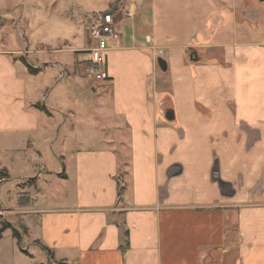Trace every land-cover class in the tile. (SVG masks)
<instances>
[{
    "label": "crops",
    "instance_id": "0c3cea01",
    "mask_svg": "<svg viewBox=\"0 0 264 264\" xmlns=\"http://www.w3.org/2000/svg\"><path fill=\"white\" fill-rule=\"evenodd\" d=\"M138 1L108 9L106 81L83 83L87 27L58 51L76 69L45 77L87 94L47 81L60 112L37 98L53 50L24 57L0 17V264H264V4Z\"/></svg>",
    "mask_w": 264,
    "mask_h": 264
},
{
    "label": "rangeland",
    "instance_id": "374dc122",
    "mask_svg": "<svg viewBox=\"0 0 264 264\" xmlns=\"http://www.w3.org/2000/svg\"><path fill=\"white\" fill-rule=\"evenodd\" d=\"M114 1L115 0H0V17L2 19H7L10 25L8 28L9 32H6L10 35V39L12 40L11 43L24 52V57L25 49H27L26 54H29L31 50L37 47L39 50H44L45 53L53 50L50 55L43 54L37 57L38 61H40L39 63H48L44 64L43 68L36 74L40 81L42 80V83H44V87H42L41 93L37 94V98L38 101L42 99L43 103L46 102L47 104L45 103V106L50 108L53 107L52 109L59 111L60 100L59 95H57L59 90L56 88L51 90V86H48V83H46L47 81L56 84L57 88H63L64 91L69 93L68 98L73 101H81L87 98L86 91L76 89L77 84L73 86L74 84H72L70 76L69 78L68 75H66L64 79L59 80L57 75L53 74L52 77H45V73L52 72L51 66L49 65L51 62H56L63 66L67 74H71L73 69H76L74 68L76 67L75 61L78 60L76 59V54L58 51L63 48L78 47L83 36V28L88 26L90 19L105 11H109L108 9ZM132 1L138 8L139 1ZM185 1L188 0H172V3H181ZM255 1L256 0L249 2L248 5L250 4L251 7H256L255 5H258V3L264 4V2L260 0ZM135 18L136 15L134 14L133 20H136ZM256 27L258 30L255 32V37L257 36L255 39H262V37L258 36H264L262 33L264 29H260V26ZM253 31H255V29H253ZM87 36L90 39L88 34ZM32 57L33 55H28V61L31 62ZM78 57L79 55L77 54V58ZM44 77L45 80L43 79ZM87 82L88 85H91L94 81L92 82V80L90 81L88 79L85 81L84 79L83 83ZM74 89L75 92H73ZM80 117L85 119L89 118L86 113L83 112V109L80 111ZM52 156L57 158V152L52 153Z\"/></svg>",
    "mask_w": 264,
    "mask_h": 264
},
{
    "label": "built area",
    "instance_id": "2783aa9c",
    "mask_svg": "<svg viewBox=\"0 0 264 264\" xmlns=\"http://www.w3.org/2000/svg\"><path fill=\"white\" fill-rule=\"evenodd\" d=\"M131 17V13H125ZM88 35L93 41V47L88 53V63L84 75L89 80L104 82L108 79L105 53L119 41L118 22L109 12L101 13L90 19L87 26Z\"/></svg>",
    "mask_w": 264,
    "mask_h": 264
},
{
    "label": "water",
    "instance_id": "95a60500",
    "mask_svg": "<svg viewBox=\"0 0 264 264\" xmlns=\"http://www.w3.org/2000/svg\"><path fill=\"white\" fill-rule=\"evenodd\" d=\"M157 63H158V66H159L160 70H161V71H165L166 66H165V63L163 62V60H162V59H158V60H157ZM167 116H168V115H167ZM167 116H166V118L168 119Z\"/></svg>",
    "mask_w": 264,
    "mask_h": 264
},
{
    "label": "trees",
    "instance_id": "16d2710c",
    "mask_svg": "<svg viewBox=\"0 0 264 264\" xmlns=\"http://www.w3.org/2000/svg\"><path fill=\"white\" fill-rule=\"evenodd\" d=\"M114 7H116V4H115V6ZM113 11V10H112ZM109 13H111L110 11H109ZM29 70H30V68H28ZM31 71V70H30ZM7 228V225H5V224H3L2 226H0V234H1V232L4 230V229H6Z\"/></svg>",
    "mask_w": 264,
    "mask_h": 264
}]
</instances>
